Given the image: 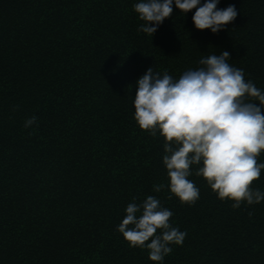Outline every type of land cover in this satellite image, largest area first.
Returning <instances> with one entry per match:
<instances>
[{
  "label": "trees",
  "instance_id": "obj_1",
  "mask_svg": "<svg viewBox=\"0 0 264 264\" xmlns=\"http://www.w3.org/2000/svg\"><path fill=\"white\" fill-rule=\"evenodd\" d=\"M138 2L0 0V264H154L118 231L149 195L187 233L162 264H264V202L234 209L194 166L200 196L182 204L165 141L138 126L133 103L149 67L178 79L223 51L264 90V0H220L238 15L217 34L174 7L153 37ZM253 188L264 191V170Z\"/></svg>",
  "mask_w": 264,
  "mask_h": 264
},
{
  "label": "clouds",
  "instance_id": "obj_2",
  "mask_svg": "<svg viewBox=\"0 0 264 264\" xmlns=\"http://www.w3.org/2000/svg\"><path fill=\"white\" fill-rule=\"evenodd\" d=\"M219 3L139 0L134 11L144 22L139 30L150 37L172 16L174 7L183 14L195 9L192 19L196 29L217 34L238 15L234 5L220 9ZM229 61L228 51L212 53L199 60L200 67L185 70L178 79L149 67L137 81L135 121L153 137L159 133L164 139L168 188L182 204H194L200 196L199 188L189 179L194 166L195 175L202 177L220 200L233 201L234 209L244 202H264V191L253 188L264 170V163L258 162L264 151V90L246 81L244 71ZM36 123L37 117L32 116L24 126ZM164 187L158 184L153 190L159 193ZM125 212L119 233L130 247L146 249L154 264H162L171 254V245H183L187 233L170 223L173 212L155 196L149 195L139 204L133 200Z\"/></svg>",
  "mask_w": 264,
  "mask_h": 264
}]
</instances>
